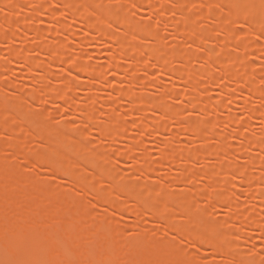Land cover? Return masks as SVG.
Instances as JSON below:
<instances>
[{"label": "bare ground", "instance_id": "6f19581e", "mask_svg": "<svg viewBox=\"0 0 264 264\" xmlns=\"http://www.w3.org/2000/svg\"><path fill=\"white\" fill-rule=\"evenodd\" d=\"M18 1L0 0V26L20 30L0 31V45L7 44L0 70L15 69L20 81L5 84L0 75V264H264V137L249 136L256 120L264 130V46L254 82L253 71L232 66L257 43L230 38L240 33L264 40V0H113L126 2L115 15L97 8L105 0H26L17 15ZM201 5L198 16L223 33L214 38V50L207 48L208 32L186 23L188 11ZM228 5L226 17L216 12ZM175 12L180 22L167 19ZM141 13L154 23L135 20ZM220 16L242 29L227 30ZM159 23L172 29L171 46L155 32ZM74 24L91 37L80 39ZM142 38L149 47L137 44ZM92 43L105 47L106 65L80 62ZM228 46L235 53H226ZM139 70L145 77L136 79ZM206 86L218 88L219 97L207 98ZM75 88L83 93L81 103L72 99ZM138 89L161 96L142 97ZM234 92L243 94L240 101H232ZM102 95L108 100L97 120L93 106ZM174 100L183 107L171 110ZM34 101L59 102L76 125L47 123L30 112ZM128 129L138 138L128 137ZM87 131L106 140L107 149L90 145ZM147 136L153 146L145 145ZM182 137L203 147L177 152ZM232 139L241 140L242 149L227 160ZM91 206L104 211L98 220ZM206 208L223 211L222 218ZM230 224L258 231L256 238L247 232L235 240Z\"/></svg>", "mask_w": 264, "mask_h": 264}, {"label": "rangeland", "instance_id": "374dc122", "mask_svg": "<svg viewBox=\"0 0 264 264\" xmlns=\"http://www.w3.org/2000/svg\"><path fill=\"white\" fill-rule=\"evenodd\" d=\"M26 0H19L18 1V6L14 8V13L16 14V12L18 11L17 15H21L23 13L22 10H25L27 9L26 7ZM174 0H168L169 3H173ZM126 7V2H121V1H113V0H105L104 2H102V4L98 5L97 8L98 9H101V10H106L108 12H110L112 15H115L116 13H118V11H120L122 8ZM214 9H217V8H214ZM220 9V8H219ZM228 9V10H232V6L231 5H228L224 8H222L221 11L217 10L216 12L220 13L222 16L226 17L227 15L225 14V10ZM204 10V7L201 5V6H198V7H195V8H191L190 11H188V14L192 17L191 21H187V26L188 27H192V28H195L199 31H206L210 34V36H212V40L208 41L207 42V48L208 49H211V50H214L217 48V44L214 40V38L216 39H220L222 37V32L220 31V26L218 24H216L215 22H213L212 20H205V19H202L200 18L198 15L201 11ZM20 11V13H19ZM0 17H5L3 16L2 14H0ZM135 20L139 21V22H148V24H153L154 23V20H150L149 19V16L146 14V13H141L140 16L138 15H134L133 16ZM168 20H173V21H179V14L178 13H171L170 15L166 16ZM220 25L221 26H224L227 30H231V31H240L242 29V27L240 25H237L235 23H233L232 21L228 20V19H225L223 17L220 16ZM57 20H61V18L58 17ZM180 22V21H179ZM30 23V21H29ZM31 25V23H30ZM40 26L42 27H46L47 25L45 24H41ZM12 26H0V31H3L5 32L6 34L8 33L9 29L12 30V31H16L17 33H20V30L18 29H15V28H11ZM74 27L76 28L75 32L78 33V36L81 37L85 34H83V31L81 32V30L83 29H80L82 28L80 26V24H74ZM79 27V28H77ZM260 27L262 29H264V23H260ZM155 28V32L157 33V35L162 38L163 42H165L166 44H168L169 46H171V38H170V34L172 32V29H170V27H168L166 24H157L154 26ZM79 29V30H77ZM84 38L85 37H91V35H85L83 36ZM230 38L232 40H250L253 39L257 44V46H254V50L251 52V55L249 56H246L242 61H240L239 63H236L235 65L232 66V68L235 70V71H243V70H247V71H253L254 74L252 76V79L254 80V82L257 80V77L258 75L260 76L261 74L258 72L260 70H262V67H261V64L260 62L262 61V54H261V49L263 48L262 46H264V40L262 38H258V37H252L251 35H245V34H240L238 33L237 35H231ZM32 40V39H31ZM27 43H29V40H27ZM15 44L16 46H21L22 43H19L18 41H15ZM137 44L141 47V48H147L150 46V43H149V39L148 38H142L140 39ZM5 46H7L6 43L2 42L1 45H0V61H3L4 58H5ZM90 52L88 54H86V56L81 59L80 62L84 63V64H90V65H106V61H107V56L104 52V46L100 43H92L90 45ZM104 47V48H103ZM181 49L184 50V51H195V49L193 47H190L188 46V44H182L181 46ZM75 51L74 50H70L69 53L70 54H73ZM225 52L226 53H230V54H233L235 53V50L233 47L231 46H228L226 47L225 49ZM38 58H40L38 56ZM41 59H44V57H41ZM172 65H177L176 62H173ZM187 66L191 69H194V70H198L199 69V66L197 64H195L194 62H188ZM17 70V69H16ZM52 69V72L53 73H60V72H57L59 70H54ZM0 75H1V81L4 82L5 84H9V85H13L15 83H19V79L16 77V75H19L18 74V71H11V70H8L6 68H2L0 70ZM110 76L108 75V78ZM136 79H141L143 77H145V72L144 71H137L135 76H134ZM111 78V77H110ZM111 80V79H110ZM167 80V81H165ZM164 82H171L169 80V78H165ZM198 83L200 86L202 85H205V79L202 78V79H198ZM166 84V83H165ZM171 84V83H170ZM169 85V84H167ZM179 85V84H177ZM263 89H264V83L260 85ZM176 87V86H175ZM179 88L181 87V85L178 86ZM168 88H171V86H168ZM174 88V86H172V89ZM176 87V89H179ZM175 89V90H176ZM218 88H214V87H210V86H206V90H205V94L207 95V98H218L219 95H218V92L219 90H217ZM104 90H101L100 92H102ZM73 97L72 99L76 102V103H81V101L85 100L84 97H83V93L80 89L78 88H75L74 90H72L70 92ZM137 93L142 96V97H148V98H158L161 96V94L159 93L158 90L156 89H138L137 90ZM104 94V93H102ZM242 93H237V92H234V93H231L230 94V97H232V101H240V98H242L241 96ZM106 95V94H105ZM108 96H104L102 95L101 98L96 102V104L93 106V109H94V112L96 113L95 114V117L97 120H101V116L99 115V112L100 114L103 113L104 111V106H102V102H107V99ZM229 99L227 98H224V103L225 105L227 106L228 104H226V102H228ZM254 102V101H253ZM252 102V103H253ZM46 102H44V104L42 105H39V103H37L36 101H34V103L32 104V107L30 109V112L32 113H36V114H41L43 116V119L51 124V125H54V126H61V125H66V124H70V125H76V120L74 119V115H70V116H64L62 113H61V106L59 104V102L57 103H52V104H45ZM253 105H255V103H253ZM169 106H170V109L171 110H175V109H180L183 107V104L181 102H179L178 100H174V101H170L169 102ZM235 110V109H234ZM116 111L118 112L119 109L116 108ZM228 112V110L226 108L222 109V111H220L221 114L223 113H226ZM153 119L155 120H158L162 123L165 122V119L163 118H159L157 116H152ZM150 125H151V121H148V127L147 126H143V127H147V128H150ZM263 126L261 122L259 121H254L253 122V127L251 128V132L249 133V136H254V135H258V136H263L264 137V130L263 128L261 127ZM146 128V129H147ZM217 131H220L221 128H216ZM127 136L128 137H131V138H138V135L139 134L136 130H133V129H128L127 132H126ZM2 134H0V142L2 140ZM162 138L163 137H167L166 134H163L161 136ZM87 141L90 143V145L92 146H96L98 148H103L104 150L107 149V141L104 140V139H99L98 135L94 132H91V131H87V137H86ZM145 140V145H149L150 146H153L154 143H152V140H150L148 138V136L144 139ZM180 143H176L175 146H176V151L178 152L179 150H184V151H190L191 153L192 152H195L199 149H201L203 147V144L200 143V142H194L193 144H189V143H186L187 140L185 138H180ZM125 146V142L123 141H119L118 144H117V148L119 149H122L123 147ZM155 148V147H153ZM239 149H242V141L241 140H238V139H232L230 141V144L227 148V151L228 153L224 156L225 159L227 160H233V155L235 152H238L237 150ZM156 154L151 150L150 151V158L152 161H156L157 158H156ZM238 163H242V161H238ZM124 165L128 166L130 165L129 162L125 163L124 162ZM125 167V166H124ZM127 169V168H126ZM31 170L29 167L26 168V174H30V171ZM251 173L255 174L256 173V170L255 169H251L250 171ZM223 176L222 175H219L217 176V178H222ZM40 178L42 179L43 178V175L41 174ZM47 177H44L43 179H46ZM229 179V178H227ZM48 181H51L50 179H47ZM129 181H134L133 179L132 180H127V182ZM197 188H201V184H198L196 185ZM243 198V196L241 197ZM83 199V198H82ZM87 199L91 200L89 197H87ZM243 200H245V198H243ZM239 204L243 205L244 206V203L241 199H239ZM246 207V206H245ZM207 211H209L211 213V215L214 217V218H222V213L223 211H215V210H210V209H207ZM91 213L93 214L92 215V218L94 219V216H95V219L98 220V218L100 217L101 213H104V211L102 209H100L99 207H94V206H91ZM224 213V212H223ZM95 214V215H94ZM261 219H263L262 217H260ZM229 230L234 234V239L238 240L239 237L243 234H246L247 232H252V235L253 237L256 238V235H255V231L256 230H253V229H249L245 226H236V225H233V224H230L229 225ZM258 231H256L257 233ZM260 252V250H258ZM208 255V254H207ZM215 260H220V259H215ZM215 262V261H214ZM218 262V261H216ZM220 262V261H219Z\"/></svg>", "mask_w": 264, "mask_h": 264}]
</instances>
